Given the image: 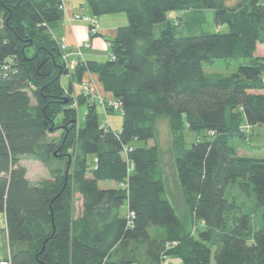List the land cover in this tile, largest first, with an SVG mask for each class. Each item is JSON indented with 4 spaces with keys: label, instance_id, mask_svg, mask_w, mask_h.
Listing matches in <instances>:
<instances>
[{
    "label": "trees",
    "instance_id": "1",
    "mask_svg": "<svg viewBox=\"0 0 264 264\" xmlns=\"http://www.w3.org/2000/svg\"><path fill=\"white\" fill-rule=\"evenodd\" d=\"M84 2L95 19L121 14L126 25L108 40V61L80 56L69 70L67 47L52 33L65 16L60 0H0V213L11 264H157V252L144 263L138 258L150 228L165 233L160 253L167 264L169 258L264 264V158L240 156L229 145L235 137L246 141L244 125L264 126V58L255 56L264 45V0L231 8L224 0ZM197 10H213L228 31H202L198 18L184 16ZM218 59L236 60L238 68L207 75L203 64ZM86 73L110 98L99 96L119 104L107 109L122 115L119 131L94 93L74 96L73 83ZM161 119L174 137L172 163L186 215L204 226L195 235L167 198L157 145ZM184 130L210 135L184 149ZM29 154L48 178H28ZM104 182L114 186L101 188ZM231 184L253 192L262 209L253 232L250 215L227 197Z\"/></svg>",
    "mask_w": 264,
    "mask_h": 264
},
{
    "label": "rangeland",
    "instance_id": "2",
    "mask_svg": "<svg viewBox=\"0 0 264 264\" xmlns=\"http://www.w3.org/2000/svg\"><path fill=\"white\" fill-rule=\"evenodd\" d=\"M243 0H224V4L231 8L237 3L241 2ZM68 7V4H67ZM90 12V11H89ZM67 15V14H66ZM65 15V16H66ZM78 15V14H76ZM84 15V14H83ZM179 15V14H178ZM183 15V14H182ZM86 16H91L86 15ZM185 18L189 21L192 20V16L198 18L200 21L199 25L202 31L207 33H214V32H227L228 27L227 25H217L214 20V13L213 10H205V11H193L189 12L188 14L184 15ZM67 18V17H66ZM69 18V17H68ZM176 18L175 14L168 15V19H174ZM79 21V20H77ZM82 22V21H80ZM191 22V21H189ZM84 23V22H83ZM87 29L89 28L88 25ZM100 27V23H99ZM162 28V25L156 26L155 28V35H158V30ZM100 32V31H99ZM80 47V46H79ZM67 52V51H66ZM77 57L82 56L83 53L82 50H78L76 53ZM80 54V56H79ZM255 56H259L264 58V45H258ZM67 61H71L69 58ZM73 61V60H72ZM239 62L233 59H218L215 60L212 63H204L203 69L207 75L211 76H228L236 71L238 68ZM88 80H84L81 82V84H77L80 88V93L83 92V83L87 82ZM63 86H67L66 79H63L61 81ZM95 86V85H94ZM92 88V85H91ZM96 89V86H95ZM93 91V88L91 89ZM78 93V94H80ZM74 94V93H73ZM77 94V95H78ZM76 96V94H74ZM78 118L81 119L82 122V116L85 111V106H81L78 110ZM98 114H99V120L101 123H105L106 120L105 117L102 114V111L100 107H98ZM105 115H108V122L112 129L114 131H119L123 122L122 115L118 113L117 111L111 112L110 114L107 113V110L104 112ZM58 122V119H57ZM243 127V125H242ZM247 133V139L246 141H242L238 139L237 137L230 140L229 145L234 147L238 154L240 156L244 157H250V158H257L262 159L264 158V126H252L248 127L244 125ZM243 127V128H244ZM209 133L205 130H201L199 132H193L189 130H184L182 133L183 137V146L184 149H188L192 143L196 142L197 140L205 141L209 137ZM51 137L58 138L59 137V131L52 134ZM153 142H149L148 145H152ZM157 145L161 152V166L163 170V175L166 183V193L167 198L170 201L171 205L175 209V212L180 219L181 223H185L186 229L190 230L192 232L191 234L195 235L197 230H201L204 228L203 225H198L195 222H191L189 220L188 215H186L182 194L180 191V187L176 181V175L175 170L173 167V158L175 157L176 148L174 146V137L171 133V131L168 128L167 121L165 119L159 120L157 124ZM175 148V149H174ZM23 165L27 168V175L28 178L32 181H38L41 179H45L49 177V173L47 169L38 161H35L32 159V156L26 155L25 160L23 161ZM114 183L112 182H104L100 183L101 188H110L113 187ZM227 197L233 198L237 206L243 211L250 215L251 217V232H253L256 228L261 226V213L262 209L256 205V200L254 197L253 192L244 193L238 184H231L229 188L227 189ZM77 208L79 210V204H77ZM234 216H237L236 213L232 214ZM231 215V216H232ZM230 216V217H231ZM232 220V218H231ZM148 233L151 237V241L144 246H141L139 248V254L138 258L143 261V259L148 260L149 258L154 256V252H157V261L161 260V253L162 252V246L165 243V233L163 229L159 228H150L148 230ZM162 249V250H161ZM126 249H123L122 253L125 252ZM160 253V255H159ZM159 255V256H158ZM169 261L171 264H179V260L176 258H169ZM144 263V261L142 262ZM133 264H141V263H133Z\"/></svg>",
    "mask_w": 264,
    "mask_h": 264
},
{
    "label": "crops",
    "instance_id": "3",
    "mask_svg": "<svg viewBox=\"0 0 264 264\" xmlns=\"http://www.w3.org/2000/svg\"><path fill=\"white\" fill-rule=\"evenodd\" d=\"M67 15L59 20L52 27L53 36L59 41L63 42L67 47V56L69 59H75L77 52L82 48L83 61H91L97 64H104L108 61V40L112 39L116 35L118 27L126 25V18L123 15H109L98 18L100 23V33L97 37H90L87 26L80 21H67L66 17H70L76 14L90 15L91 13L87 9L84 0H70L67 7ZM86 45V46H85ZM80 46V47H79ZM83 46V47H82ZM66 79L67 83L70 81V77L62 78ZM91 81L96 86L95 92L100 95H104L110 98L109 94L103 93L102 87L98 82L97 76L94 74L84 76V80ZM61 80V81H62ZM73 93H80V88L76 83H73ZM75 201L76 211H78ZM80 206V204H79ZM10 257V249L6 238V221L4 214L0 213V259Z\"/></svg>",
    "mask_w": 264,
    "mask_h": 264
},
{
    "label": "built area",
    "instance_id": "4",
    "mask_svg": "<svg viewBox=\"0 0 264 264\" xmlns=\"http://www.w3.org/2000/svg\"><path fill=\"white\" fill-rule=\"evenodd\" d=\"M70 0H60L61 4H60V9L64 11L65 15L67 13V4L69 3ZM82 21L84 22L86 25L89 26L88 28V32L89 35L91 36H97L100 32V27H99V22L97 19H95L93 16H86L83 14H78V15H73L71 16V18L67 17V21L70 23L71 21ZM86 46V45H85ZM61 48L65 51L66 50V45L62 44ZM80 56V54H79ZM82 57V56H81ZM78 62H76L75 60L70 61L68 67L69 70H73L75 68V66L77 65ZM91 85L93 88V91L91 90ZM83 93L85 95H94L95 94V98H97L98 103L101 105V107L103 108V111L105 112V110H107L108 108L110 109H118L119 108V104L117 102H115L114 100H108L105 101L101 96H99L98 94H96L95 92V86L94 84L91 83V81H87L83 83ZM94 93V94H93ZM94 97V96H93ZM170 246L167 244L165 246V250L169 249ZM163 254V253H162ZM165 255H161V264H167L166 259H165ZM0 264H11L10 260L8 258L5 259H0Z\"/></svg>",
    "mask_w": 264,
    "mask_h": 264
}]
</instances>
